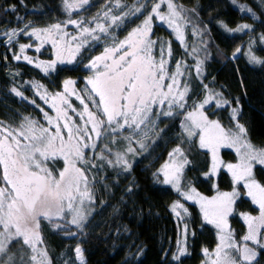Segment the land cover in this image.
<instances>
[{"label": "trees", "instance_id": "obj_1", "mask_svg": "<svg viewBox=\"0 0 264 264\" xmlns=\"http://www.w3.org/2000/svg\"><path fill=\"white\" fill-rule=\"evenodd\" d=\"M77 1L70 0L72 3ZM174 1L190 34L185 36V46L175 45L171 39L172 33L165 24L160 23L166 28L155 25L157 33L161 31L159 38L155 37L156 30H152V40L158 42L155 48L168 45L171 53L176 52L190 81L192 76L189 70L194 66L190 61L198 58L203 63L204 76L202 80L194 81L198 88L191 96L202 103L200 100L211 92L221 95L227 101L225 106L217 107L212 103V107L205 109L207 115L222 122L226 130L235 129L234 124L237 123L242 125L249 143L255 148H264V63H251L243 51L249 35L255 38L264 36V0H235V3L233 0ZM157 2L88 0L87 4L69 11L65 8L64 0H0V31L32 24L45 28L60 24L61 34L67 33L64 40L70 42L73 49L87 39L78 55L84 60L83 63L61 64L47 74L26 64L21 66L14 60L8 46L0 43V122L15 123L25 114L41 118L37 111L39 103L32 98L34 86L39 83L56 92L67 78H73L83 85V78L90 73V69L85 67L86 63L100 56L102 49L112 40L123 37L138 25ZM141 6H144L142 15L125 16V13ZM105 12L109 13L108 18H105ZM112 16H121L123 22L112 23ZM69 19L83 21V26L90 28H95L97 23L103 24L108 29L102 36L99 35L103 42L97 43L91 36L81 37L80 28L70 27L67 23ZM240 24L249 25L251 31L231 33L228 30ZM73 36L79 39L72 41ZM167 39H171L169 44L165 41ZM20 40L26 41L22 37ZM189 40H193V46ZM238 48L239 54L233 55ZM254 50V55L264 61V42ZM46 52L51 54L50 49ZM169 65L171 69L176 67L172 62ZM18 86L24 91V98L10 91ZM30 100L36 104L32 105ZM173 106V116L157 118L153 115L150 121H155V124L144 126L142 131L139 129L141 133L130 135L122 129L120 134L125 137L110 143V153H100L101 145L98 144L93 154L105 155L107 163L95 160L98 164L93 184L96 187V209L84 224V231L79 230L72 236L54 234L48 239L44 235L46 247L55 264L59 263V256L72 254V249L77 245H81L84 251L85 264H208L203 250L211 251L217 245L219 235L216 227L204 220L196 204L182 200L181 192L162 183L160 167L177 147L188 160L182 170L180 191L193 187L210 196L217 191L237 188L240 195L227 222L235 238L244 235L245 224L240 215L243 212H257L258 207L247 196L243 184H234L225 170H219L216 176L206 175L210 173L212 165L209 151L200 148L196 139H188L180 127L185 110L189 108L187 104L182 109ZM130 148L132 151H129ZM114 149L120 154L124 152L123 164L115 163ZM221 155L226 163L237 160L231 149H223ZM109 160L111 163H108ZM254 178L264 185L263 166H254ZM178 200L184 204L180 218L171 210V205ZM184 208L187 209L186 213ZM18 247L12 243L7 255L17 256ZM181 247L185 249L183 255L179 253ZM259 253L253 264H264V251ZM174 255H180V259L174 260Z\"/></svg>", "mask_w": 264, "mask_h": 264}, {"label": "snow or ice", "instance_id": "obj_2", "mask_svg": "<svg viewBox=\"0 0 264 264\" xmlns=\"http://www.w3.org/2000/svg\"><path fill=\"white\" fill-rule=\"evenodd\" d=\"M87 3L88 0H79V3L64 0L65 8L69 11ZM143 7H136L132 12L125 13V16L142 15ZM168 8L169 15H161L160 4H156L143 23L133 29L124 40L106 47L102 55L95 57L86 65L93 69V75L87 79L86 83L90 86L87 89L88 100L91 101L96 111H91L85 99L77 95V99L83 105V111L77 113L83 121V126L72 123L67 112L62 111L55 103L51 105L57 111L55 122L45 113L48 127L38 128L36 122L27 118H25L27 123L22 124L19 130L4 127L0 122V169H2V175H0V229H2L0 230V254H7L9 245L12 242H19V238H22L23 244L32 250L33 254L30 259L33 264H49L47 253L37 247V244L42 242L39 233L40 222L42 219L50 222L54 219L66 220V216L71 214L70 221L65 224H55L54 227L66 230L68 235H75L68 225H75L77 228L82 226V222L86 219L82 206L85 199L91 200L86 166L91 163L92 167H97L94 161L105 159L103 154L99 156L93 154L89 157L85 151L97 148V144L92 142V137L95 136L96 140H102L120 129H139L146 122L155 124V121H150L153 113L157 118L171 117L175 114L172 111L173 105L181 109L185 107L183 101L189 87L186 81L182 85L180 80L183 76L182 64L177 62L175 72L169 73L168 61L163 58V46H161L159 61L153 56V47L158 43L150 38L153 16L167 22L169 27L173 26V20L170 17L179 16L171 0L168 2ZM241 10H244L243 6ZM104 16L108 18L109 13L105 12ZM111 20L112 23L123 22L121 16H112ZM67 23L78 26L81 37L91 36L93 40L100 38L95 35L97 30L100 33L108 31L103 24L99 23L95 28L84 27L83 21L72 19H69ZM27 27L26 25L25 29L21 30L23 34L35 36L37 39H41L43 34L51 40L53 48L56 49V60L43 66L45 72L54 68L57 62L72 63L82 44L87 43V39H84L82 44H77L73 50L68 42L70 55L65 58L64 44L61 41H64L67 33L61 34L60 24L52 25L48 29H34L31 33L26 31ZM248 27L249 25H240L237 29H229V31H242ZM174 30L178 38L183 40L179 28ZM5 35L10 42L16 35V31L12 30ZM78 39L76 36L72 37V41ZM261 39H264V36ZM25 47L28 45H21V52ZM236 51L239 52L240 49ZM15 59L18 60L20 57L16 56ZM24 59L29 63L33 62L27 56ZM249 60L254 64L264 63L256 56L250 55ZM37 67L41 65L37 64ZM196 70L199 73V65ZM64 83L65 92H68V86L74 82L67 80ZM12 91L17 96L22 95L16 89ZM57 96L63 104L71 108L62 94H57ZM96 97L99 99L97 100ZM41 98L44 99V97ZM211 99L212 97L209 96L203 103L195 105V111L188 112L182 127L189 138L198 135L200 148L207 149L211 153L212 168L206 175H214L221 166L218 158L221 147L236 148L240 163L227 164L224 167L232 174L234 184L243 182L247 195L252 198L254 204L259 206L260 211L258 217L244 216L248 225V234L243 237V240L251 241L253 245L264 249V243L257 238L258 236L264 237V233L261 232V228H264V186L252 178L253 162L264 165V151H255L251 144L244 142L246 133L242 125L237 123L238 132L233 133L231 130L226 131L219 122L209 120L201 109ZM165 102L168 105L167 111L154 109V105H164ZM217 106L222 105L218 102ZM72 111L75 112L76 109L73 108ZM233 115H235V110H233ZM61 121H63L62 126ZM129 151L132 149L130 148ZM176 155L183 156L179 147L169 154L170 157ZM56 158H62L64 161V168L59 171L58 175L46 166L48 160ZM117 161L123 162L119 156ZM108 163H111V160ZM124 163L127 168L126 162ZM187 163V159H184L183 163L174 167L171 175L169 169L173 166L168 163L163 166L164 183L172 184L177 192H180L178 173ZM78 165H85V167L81 168ZM81 184L84 185L83 191ZM181 194L186 200H195L200 206L204 220L219 229L220 243L215 251L216 259L212 260L211 264H253L258 253L247 244L242 247L237 246L227 229V217L232 211L235 198L240 195L235 188L232 192L217 191V194L210 199L195 193V189ZM77 201H79L78 204ZM181 208L183 205L178 203L172 206L177 216H180L178 209ZM183 211L186 213L187 209L184 208ZM231 249H235V255L229 251ZM74 251L76 259L83 264L81 248L77 246ZM203 251L205 256L212 255L207 249ZM179 253L183 255L185 249L179 248ZM180 255H174L173 259L179 260ZM5 264H15V257L9 256Z\"/></svg>", "mask_w": 264, "mask_h": 264}, {"label": "rangeland", "instance_id": "obj_3", "mask_svg": "<svg viewBox=\"0 0 264 264\" xmlns=\"http://www.w3.org/2000/svg\"><path fill=\"white\" fill-rule=\"evenodd\" d=\"M168 2H169V0H158V2L156 3V4H160L159 11H160L161 15H169ZM76 3H79V0ZM171 3L175 6L176 11L179 12V16L170 17L173 20V26L172 27H169V25H168L167 22L161 21L157 17L153 16L150 38L152 39V35H153L152 34V30H154V32L156 30L155 25L164 26L162 24H165L167 26L169 32L172 33L171 39L173 38L172 41L173 42L175 41L174 42L175 45L180 46L181 44H183V46H185V43H184L185 36H186V34H188V36H189L190 32H188V30L186 29V27L184 25L183 17L181 15V11L179 10V7H178L177 3L174 0H171ZM156 4H154V6ZM154 6H152L151 8L149 7L150 9L148 10V15H149V13H151V10H152V8ZM146 17H147V15H146ZM144 19L141 22H139L138 25H136L133 28H131L128 31V33H126L123 37H121V38H119L117 40H112L113 41L112 43L107 44L102 49L101 55L103 54L104 49L106 47H110L113 43L118 42V41H121V40H124L133 29L137 28L138 26H140L143 23ZM160 23H162V24H160ZM69 25H70V27H74V25H72V24H69ZM240 25H247V24H240ZM240 25H238L237 27H235L234 29H231V30L237 29ZM25 26L26 25H24V26H22L21 28H18V29H16V28H13V29H10V30L3 29V30L0 31V43L4 44L5 46H8V50L13 52V54H14L13 58H14L15 61L19 62L18 64H20L21 66H22V64H26L28 67H31L32 69L34 68V69H37L38 71H40L42 73H46L47 74V73H50L51 71H54V69H55L56 66L67 63V62H65V63L57 62L54 68H50V69H48L47 72H45L43 70V66L51 63V61H53V60H56V55H55L56 49L53 48V45L51 43V40L47 39L43 34L41 36V39H37L35 36H30V35L23 34L21 32V30L22 29H25ZM177 27L179 28L180 33L183 36V40H181V39L178 38L177 32L174 30ZM250 28L251 27L249 26L248 28H245L242 31H236V32H240V33L250 32L251 31ZM34 29L42 30V29H48V28H45L44 26L39 27L36 24H32V25H29L27 27L26 31L29 32V33H31ZM12 30H15L16 31V35H14L12 37L11 41L9 42L8 41V37H7V35H5V33H10V32H12ZM157 32L158 31L156 30L155 37L156 38H159L161 31L159 33H157ZM230 32L231 33H234L235 31H230ZM96 33H97V36H99V35L102 36L104 34V33H100L98 30H97ZM188 36H187V38H188ZM21 37L23 39H25L26 41L20 40ZM57 37L56 38L59 40V36H57ZM69 39H71V38H69ZM171 39L165 40L167 42V44H169L171 42ZM42 40L44 41L43 43H42ZM21 41H24V42H21ZM100 42H103V39L99 38L97 40V43H100ZM188 42H190L191 45L193 46V40L192 41L189 40ZM263 42L264 41H263V39H261V37H256L255 38L254 36L249 35V37L245 41L244 48H243V51H244L245 56H247L248 58H249L250 55L251 56H255L254 55V53H255V50L254 49L256 48V46L262 45ZM61 43L64 44V49H65L64 50V55H65V58H67L70 55V53L68 51L69 43L66 40L61 41ZM21 45H28V47H25L24 50H23V52H21ZM155 46L153 47V56H154V58L157 61H159V59H160V53L158 54V50H160L161 49V46H163V49L165 48V50H164V57L163 58L166 61H168V64H167L168 72L169 73L175 72L176 67L174 66L171 69L170 68V65H169L170 62L175 63L176 65H177V62H180L182 64V61H180V59H178L176 57L177 56L176 52L171 53V55L169 56V49H170V47L168 45H160V46L158 45L157 48H155ZM37 48H39V51H37ZM47 49H50V53H51L50 55L47 54V52H46ZM195 50H198L197 46L195 47ZM170 51H171V49H170ZM185 51L188 53V49L186 47H185ZM239 52L236 51L235 52V55L239 54ZM79 54H80V51L76 53L75 58L72 60V63H69V64H75L76 65V63H78V64L83 63L84 60H82L81 58H79V56H78ZM16 56H19L20 59H18V60L15 59ZM25 56L29 57L33 62L32 63H29L27 60L24 59ZM48 56H50V57H48ZM188 58H185V59L188 60ZM92 60L93 59H90V61L87 62L86 65H88ZM190 63L194 64L193 68L191 70H189V74L192 76V81H190L189 75H187L186 71H184L183 65L181 67V71L183 72V76L180 77V80L182 81V85H183V82L186 81L188 83V87H189V91H188L187 95L185 96L183 103L185 105L187 104L186 107H188L189 109H186L185 110V114L183 115V120L181 121L180 127L183 130L182 131L183 134L188 139L193 140L192 138H194V139H196V142L198 141V143H199V136L198 135L189 138L187 132L182 127V124L185 122V117L187 116L188 112L195 111V105L201 104V102H198L196 100V97H192L191 95L194 92V90L196 88H198V87H195V84L196 83L194 81L202 80V77L204 76V74H203L204 73L203 63L201 61H199L198 58H196L193 61H190ZM37 64H40L41 67H37ZM86 65H85V67H86ZM198 65H199V68H200L199 73L196 70ZM87 68H89V67H87ZM89 69H90V73L87 74V76H85L83 78V80H84L83 85L78 84L77 83V80H75L73 78H67L66 79V81L67 80H71V81L74 82L73 84H71V85L68 86V92H65V83H63V85L61 86V89L58 90V91H56V92L50 91L46 87H44L41 84L37 83L34 86V88H33V92H32L33 93V96H32V98L39 103L38 108H37V111H38V114H40V117L41 118L33 117L30 114H25V115H22L23 117L18 122H15V123H9V122H5V121L2 122L3 123V126L4 127L11 128V129L19 130L20 129V126L22 124H26L27 123V120L25 119V118H27L28 120H31V121L36 122V125H37L38 128L39 127H48L49 125H48V119H47V117H52L53 118V121L55 122V117L57 115L56 109H54L51 106L53 103H55L57 105V107L60 108L62 111H66L67 112L68 116L71 117V122L72 123L76 124L77 126H83V121L80 119V116L77 115V113L83 111V105L80 104V100L77 99V95H79L81 98L85 99V102L89 104V108H90L91 111H94V112L96 111V109L92 106L91 101L88 100V92H87V89H89L90 86H88L86 82H87V79L90 76L93 75V69H91V68H89ZM12 89H16L17 91H19L22 94V95L18 96L19 98H24L25 97V94L23 93L24 91L21 89V87H19V88L13 87ZM12 89L10 91L12 92V94L13 93L15 94V92H13ZM166 90L167 89L165 88V91ZM181 90H182V88H181ZM196 93L197 92H195V94ZM57 94H62L64 96V98L67 99L68 104L71 105V108H69L68 105L63 104V102L60 100V98L57 96ZM209 96H211L212 99L210 100V102L208 104H205L204 105V107H203V109H201V111H203L204 115L207 116L209 118V120H214V121L219 122L221 124V126L225 129V126H223V123L220 122L218 119L211 118L210 116H208L207 113H206L207 111H205V109L207 108V106L208 107H212L211 106L212 103H213V105H216V106H217L218 102L222 106H225L224 104H226V103H224L225 101L222 99L221 95L215 94L213 92L209 93V95L205 96V98L202 99V100H200V101H202V103H203V101L207 97H209ZM41 97H44V99H42ZM96 99L98 100L99 98L96 97ZM32 101L33 100H30V103H32ZM35 104H36V102L35 103H32V105H35ZM153 107H154V109L156 111H160V110L167 111L168 110L167 102H165L164 105L156 104ZM73 108L76 109L75 112L72 111ZM173 108H174V106L172 107V111H173ZM41 109H43V111H41ZM45 113H47V117L45 116ZM153 115H155V114L153 113L150 116V120H152L151 118H153ZM232 115H233V112H232ZM85 119H86V117H85ZM233 119H234V122L237 121L236 120V115H233ZM150 123L151 122H146L144 125H141V127L139 129H141V131H142V128L144 126H146V125L149 126ZM62 124H63V121H61V126H62ZM234 126H236V125L234 124ZM139 129L124 128V131H126L130 135H132V134L134 135V133H141V131H138ZM121 130L122 129L118 130L116 133H114L112 135L106 136L105 138L102 139V141L101 140H96L95 136H93L92 137V142H95L97 144V146H98V144H99V146L101 145V148L99 150L100 153L103 152V151L104 152H107L109 150V148H110L109 145L112 146V144H110L111 142H114L115 143L118 140V138L125 137L123 134H120ZM229 130H231V132H233V133L238 132V129L237 128H235V129H229ZM53 131H54V129H53ZM226 131H228V130H226ZM197 132H198V130H197ZM65 135H66V133H65ZM244 142L249 143V141L247 140V137L246 136H244ZM252 148L255 151H264V148L258 149V148H255L254 146H252ZM223 149H228V150L231 149L236 154L237 160L234 161V162H230V163L227 162L226 163L224 161V159L222 158V155H221ZM94 150L93 149H86L85 151L87 152V154H88L89 157H92ZM242 151H243V149H242ZM113 154L115 156V163H117V164L122 163V162H118L117 161V157L119 156L121 158V160H123V158L125 157L124 152H123V154H120L119 152H117V149H114ZM210 156H211V153H210ZM104 157H105V155H104ZM218 158H219V161L221 162V166L216 170V173L214 174V176L217 175V173L219 172V170H222L223 169L229 175H231V177H232V174L227 170L226 167H224V165H227V164H238V163H240V156L237 154L236 148L235 147H231V148H229V147H221L219 149ZM184 159H185L184 153H183V156L182 157L179 156V155H176L175 157H170L169 156L168 158H166V162L160 167V172H161V175H162V183H164L163 166L166 163H168V164H170V165L173 166L172 168L169 169V174L171 175L172 172H173V170H174V167L177 166V165H179V164H181V163H183V160ZM211 159H212V156H211ZM94 162L96 163V161H94ZM100 162L101 163L102 162L107 163L106 162V157H105L104 160H100ZM255 165H260V164H257L255 162H253L252 178L258 184H260L261 186H264V185H262L259 181H257L254 178V166ZM46 166L49 168V170L53 171L55 174L58 175L59 171L64 168V161H63L62 158L50 159V160L47 161ZM78 166L81 167V168H84L85 167V165H78ZM186 166H187V164L184 165V167L178 173L179 185L181 184L180 181H181V176H182V172H183L182 170ZM260 166H263L264 167V165H260ZM86 167H87L86 174L88 176V181H89L88 187H89V191L91 193V200L85 199L84 205L82 206L83 207V210L85 212V215H86V219L82 222V226L80 228H77L75 225H71V224L68 225V228H70L71 231L73 233H75V234L79 230H83L84 231V229H82L83 226H84V224L89 219L88 217L91 216V214L93 213V211L96 209V207H95V204L97 202L96 201V199H97L96 197L97 196H96V191H95L96 190V187L93 185L94 184V181L96 179V175H95L96 167H92L91 163H89ZM211 168H212V165H211ZM0 175H2V170L1 169H0ZM239 184H243V182H240ZM165 185L166 186L168 185V186H170V187L173 188L172 184H165ZM80 187H81V190L83 191L84 185L81 184ZM191 189H195V188L191 187L187 191H180V192L181 193L190 192ZM235 189H236V191L238 193H240V191L237 190V188H235ZM244 189H246V188H244ZM232 191L233 190H231V191H220V192H232ZM195 193H199L200 196H204V197H207L209 199L217 194V193H215L213 195L207 196V195H204L201 192H198L196 189H195ZM246 194H247V189H246ZM237 197H239V195ZM237 197L235 198V200L237 199ZM181 198H182V200H184V201H186L188 203L191 202V203L196 204L197 207L200 210V206H199V204H197L195 202V200H186L182 194H181ZM249 199L252 200L251 197H249ZM235 200H234V203H235ZM78 203H79V201H77V204ZM177 203L178 204H181V205H184L180 200L174 202V204H177ZM234 203L232 204V211L228 215L227 220L229 219V217L233 213ZM174 204L171 205V210H172V206ZM255 205L258 207V211L257 212H253V213L243 212L240 215L241 220L245 224V231H244L245 233H244V235L242 237H240V238H237L236 237L235 238L234 234L231 233V230L228 228V222H227V229L231 233L232 240L236 243L237 246L242 247L245 244H247L249 247H252L258 253L257 254V257H258L259 254H260L259 251H264V249L259 248L257 245H253L251 241H244L243 240V237L248 234V225H247V223L244 220V216L247 215V216H251V217H258L260 215L259 206L257 204H255ZM181 210H182V208L181 209H178V211L180 213H181ZM173 213L176 214V212H174V211H173ZM176 217L177 218H180L181 217V214H180V216H177L176 215ZM71 219H72V215L71 214H68L66 216V220H55L54 219L53 221L50 222L48 220H43L42 219L41 222H40L39 233H40V237H41V241L42 242L38 243L37 244V247L40 250H42V251H44V252L47 253V258H48L49 264H55V263L53 261L52 255L50 254V252H48V248L46 247V244H45V241H44V235L47 237V239L49 237H52V235H54V234H60L61 236L62 235L72 236V235H68L67 232H66V230H64V229H57V228L54 227L55 224H65L67 221H70ZM0 230H2V229H0ZM217 232L219 233V229H217ZM261 232L264 233V228H261ZM257 238L260 239L262 243H264V237L258 236ZM12 243H15L18 246H20V248L19 247L17 248V253H18L17 256L13 255L15 257V264H33V262L30 259L31 255L33 254L32 253V250H31L30 247H28L27 245H24L23 244L22 238H19V242H12ZM219 243H220V240L218 239V241H217L216 244L218 245ZM10 245H9V247H10ZM217 245L215 247H213V249L211 251H208L209 253L212 254L210 257L207 256V263L208 264H211V261L216 259V257H215V251H216ZM77 246H79L81 248V250H82L81 245H77ZM77 246H75L74 249H72V251H73L72 254L67 253L66 256L64 254L62 256H59V258H57V260L59 262L58 264H81V262L76 259V255H75V251H74ZM229 251H231L233 255L236 254L235 253V249H231ZM82 254H83V258H84L83 259V264H85V255H84V251L83 250H82ZM8 256H10V255L0 254V264H5V262L8 260ZM21 257H23V260H21Z\"/></svg>", "mask_w": 264, "mask_h": 264}, {"label": "flooded vegetation", "instance_id": "obj_4", "mask_svg": "<svg viewBox=\"0 0 264 264\" xmlns=\"http://www.w3.org/2000/svg\"><path fill=\"white\" fill-rule=\"evenodd\" d=\"M2 170V169H1Z\"/></svg>", "mask_w": 264, "mask_h": 264}]
</instances>
